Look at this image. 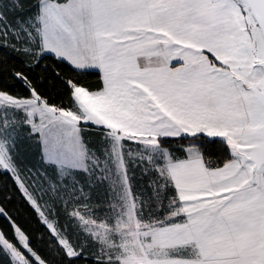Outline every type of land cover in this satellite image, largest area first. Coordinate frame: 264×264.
Listing matches in <instances>:
<instances>
[{"label":"snow or ice","instance_id":"snow-or-ice-1","mask_svg":"<svg viewBox=\"0 0 264 264\" xmlns=\"http://www.w3.org/2000/svg\"><path fill=\"white\" fill-rule=\"evenodd\" d=\"M0 49V264H264V0H11Z\"/></svg>","mask_w":264,"mask_h":264},{"label":"trees","instance_id":"trees-1","mask_svg":"<svg viewBox=\"0 0 264 264\" xmlns=\"http://www.w3.org/2000/svg\"><path fill=\"white\" fill-rule=\"evenodd\" d=\"M0 3L10 6L11 0H0ZM24 3H25V6L27 7L30 3H32V0H24ZM5 12L7 15H9V17H11L10 8H6ZM3 55H4V50L0 49V56H3ZM20 59H21V57L16 56L14 60H12V59L9 60V64L10 65L16 64L17 66H19L18 62ZM66 75H70V73H68ZM97 81H98V78L95 75H89L88 77L85 78V82L89 86H91L93 89L96 87ZM60 87H61V85L58 82H54V85L52 86L53 102H54V104H60L63 102L66 105V100H62L60 94L58 92H56V89H59ZM17 91H18V89H17ZM85 136L87 139H92V140L98 139V137L96 135V130L92 129V128L86 129ZM21 148H22V153L26 157L30 156L31 149L29 148V145L27 144V142H23L21 144ZM208 155H210L211 158L215 160L219 154L216 151H211L208 153ZM131 171L134 173V175L131 176V181H132V185H133V191L135 192V191L139 190L140 180L138 179V170L137 169H131ZM9 189H10V183L8 186L4 187L3 192L0 193V198H2L3 194L7 193L9 191ZM8 207L10 210H12L14 208H23V205L19 201V198L17 196H15V194H14L13 201L11 202V204L8 205ZM17 219L19 220L21 225H23V227L26 228L33 235L35 234L36 231L40 230L34 222H28L32 219L28 210H24V212L22 214H20L17 217ZM0 223H3V227L6 230H9L8 224L6 222L0 221ZM9 233H10V230H9ZM93 264H95L94 261H93Z\"/></svg>","mask_w":264,"mask_h":264}]
</instances>
